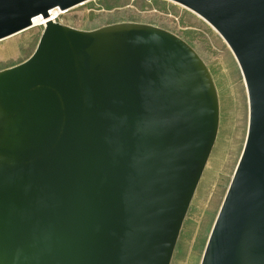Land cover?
<instances>
[{"label":"water","instance_id":"1","mask_svg":"<svg viewBox=\"0 0 264 264\" xmlns=\"http://www.w3.org/2000/svg\"><path fill=\"white\" fill-rule=\"evenodd\" d=\"M85 0H0V39L45 18L0 69V264H169L219 123L212 74L161 26L51 19ZM243 75V147L199 264H264V0H174Z\"/></svg>","mask_w":264,"mask_h":264},{"label":"rangeland","instance_id":"2","mask_svg":"<svg viewBox=\"0 0 264 264\" xmlns=\"http://www.w3.org/2000/svg\"><path fill=\"white\" fill-rule=\"evenodd\" d=\"M55 20L81 29L118 21L155 24L185 39L207 64L217 89L219 123L169 263L199 264L247 131V92L234 54L205 18L172 0H85L59 12ZM43 27L38 23L1 38L0 69L27 58Z\"/></svg>","mask_w":264,"mask_h":264},{"label":"bare ground","instance_id":"3","mask_svg":"<svg viewBox=\"0 0 264 264\" xmlns=\"http://www.w3.org/2000/svg\"><path fill=\"white\" fill-rule=\"evenodd\" d=\"M172 1H174V0H172ZM174 2H176V1H174ZM62 10L61 9H59L58 7H53V8H51L50 9V11H49V13H48V15H49V17L51 18V19H54L55 20V17H56V15L59 13V12H61ZM45 22V18H44V16H42V15H35L33 18H32V25H36V24H43ZM224 39V38H223ZM225 40V39H224ZM227 43V42H226ZM229 46V45H228ZM230 48V47H229ZM230 50H231V48H230ZM232 51V50H231ZM233 53V52H232ZM243 81H244V79H243ZM244 84H245V82H244Z\"/></svg>","mask_w":264,"mask_h":264}]
</instances>
